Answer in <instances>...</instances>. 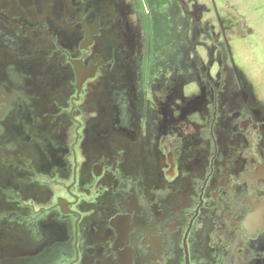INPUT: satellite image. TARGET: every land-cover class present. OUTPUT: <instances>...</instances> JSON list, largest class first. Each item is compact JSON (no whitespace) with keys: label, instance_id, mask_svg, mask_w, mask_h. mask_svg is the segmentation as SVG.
<instances>
[{"label":"flooded vegetation","instance_id":"flooded-vegetation-1","mask_svg":"<svg viewBox=\"0 0 264 264\" xmlns=\"http://www.w3.org/2000/svg\"><path fill=\"white\" fill-rule=\"evenodd\" d=\"M204 12L0 0V264H264V100Z\"/></svg>","mask_w":264,"mask_h":264},{"label":"rangeland","instance_id":"rangeland-1","mask_svg":"<svg viewBox=\"0 0 264 264\" xmlns=\"http://www.w3.org/2000/svg\"><path fill=\"white\" fill-rule=\"evenodd\" d=\"M199 1L213 33L218 34V24H222L233 60L251 82L256 95L264 100V0ZM152 18L162 21L165 16L156 14ZM142 19V52H145L152 28L147 14L143 13ZM199 53L204 56L203 52Z\"/></svg>","mask_w":264,"mask_h":264}]
</instances>
